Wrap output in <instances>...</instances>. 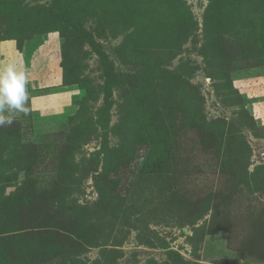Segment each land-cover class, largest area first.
Segmentation results:
<instances>
[{"label":"rangeland","instance_id":"374dc122","mask_svg":"<svg viewBox=\"0 0 264 264\" xmlns=\"http://www.w3.org/2000/svg\"><path fill=\"white\" fill-rule=\"evenodd\" d=\"M1 41L0 264H264V0H0Z\"/></svg>","mask_w":264,"mask_h":264},{"label":"clouds","instance_id":"9594fccd","mask_svg":"<svg viewBox=\"0 0 264 264\" xmlns=\"http://www.w3.org/2000/svg\"><path fill=\"white\" fill-rule=\"evenodd\" d=\"M28 85L26 68L0 63V127L13 124L20 114H28Z\"/></svg>","mask_w":264,"mask_h":264},{"label":"crops","instance_id":"0c3cea01","mask_svg":"<svg viewBox=\"0 0 264 264\" xmlns=\"http://www.w3.org/2000/svg\"><path fill=\"white\" fill-rule=\"evenodd\" d=\"M2 44H4L2 41L0 42V46L2 45ZM0 54H1V51H0ZM1 57H2V55H1ZM49 74V72H44V74L42 75V77H40V80H45L44 82H41L42 84V86H49L50 84H52L51 83V81H52V78H50V77H48L47 75ZM53 77V76H52ZM54 96V95H53ZM54 97H58L56 100H54V101H56V102H58L55 106L56 107H59V106H62L63 105V103L65 102V99H64V97H62V95L61 94H55V96ZM51 98H53V97H51ZM60 100H62L61 101V103H59V101Z\"/></svg>","mask_w":264,"mask_h":264}]
</instances>
